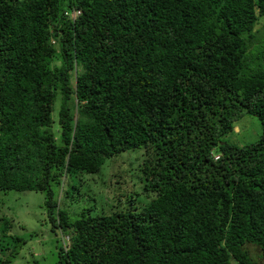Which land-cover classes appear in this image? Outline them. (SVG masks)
<instances>
[{"label": "trees", "instance_id": "16d2710c", "mask_svg": "<svg viewBox=\"0 0 264 264\" xmlns=\"http://www.w3.org/2000/svg\"><path fill=\"white\" fill-rule=\"evenodd\" d=\"M261 17L264 0H0V193L45 194L56 264L264 260ZM245 115L262 132L233 144ZM136 150L146 207L71 218L69 180ZM0 222L12 264L24 241Z\"/></svg>", "mask_w": 264, "mask_h": 264}, {"label": "rangeland", "instance_id": "374dc122", "mask_svg": "<svg viewBox=\"0 0 264 264\" xmlns=\"http://www.w3.org/2000/svg\"><path fill=\"white\" fill-rule=\"evenodd\" d=\"M260 26H264V21ZM236 132L227 137L229 142L250 144L259 139L262 126L257 117L245 115L238 122ZM143 159L144 151L125 152L108 160L99 173L80 175L76 181L69 180L65 189L74 195L64 199L63 209L70 212L71 218L89 209L95 216L112 211L140 212L149 202L139 181ZM3 217L10 220L12 235L24 241L12 264H56L60 247L64 243L69 247V237H64L61 230L52 227L43 193H0V219ZM247 249L258 264H264L257 247L249 245ZM6 255L0 252V259L5 260ZM233 264L238 263L234 261Z\"/></svg>", "mask_w": 264, "mask_h": 264}, {"label": "built area", "instance_id": "2783aa9c", "mask_svg": "<svg viewBox=\"0 0 264 264\" xmlns=\"http://www.w3.org/2000/svg\"><path fill=\"white\" fill-rule=\"evenodd\" d=\"M217 157H218V156H217ZM217 157H216V158H217Z\"/></svg>", "mask_w": 264, "mask_h": 264}, {"label": "clouds", "instance_id": "9594fccd", "mask_svg": "<svg viewBox=\"0 0 264 264\" xmlns=\"http://www.w3.org/2000/svg\"><path fill=\"white\" fill-rule=\"evenodd\" d=\"M217 157V156H216Z\"/></svg>", "mask_w": 264, "mask_h": 264}]
</instances>
